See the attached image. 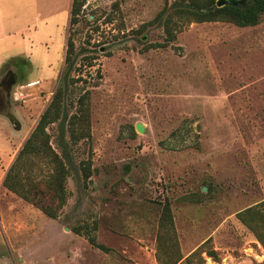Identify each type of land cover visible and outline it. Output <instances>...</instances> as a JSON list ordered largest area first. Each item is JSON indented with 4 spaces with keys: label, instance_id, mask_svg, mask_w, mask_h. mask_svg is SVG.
I'll return each instance as SVG.
<instances>
[{
    "label": "rangeland",
    "instance_id": "374dc122",
    "mask_svg": "<svg viewBox=\"0 0 264 264\" xmlns=\"http://www.w3.org/2000/svg\"><path fill=\"white\" fill-rule=\"evenodd\" d=\"M82 1L64 111L88 107L91 137L72 142L64 121L47 129L69 170L57 220L3 183L66 50L46 77L25 59L1 70L0 84L17 83L0 106V264H264V216L246 215L254 230L238 217L264 205V20L198 22L173 8L212 0ZM26 169L39 181L53 165Z\"/></svg>",
    "mask_w": 264,
    "mask_h": 264
},
{
    "label": "trees",
    "instance_id": "16d2710c",
    "mask_svg": "<svg viewBox=\"0 0 264 264\" xmlns=\"http://www.w3.org/2000/svg\"><path fill=\"white\" fill-rule=\"evenodd\" d=\"M82 7V0H73L70 26L76 23V17ZM173 8L193 13L198 22L213 21L219 17H224L239 27H254L264 20V0H231L229 4L221 8L217 6V0H212L207 5H201L196 2L188 4L176 2ZM74 51L75 46L72 40L68 39L65 55L66 67L61 75L59 86L50 104L41 115L35 129L19 151L3 183L4 187L10 192L32 204L53 220L59 218L58 210L63 208L67 202L66 184L69 170L63 159L50 145V135L47 129L56 122L64 121L68 124L72 142H79L91 137L88 107L79 109V112L71 116L64 111L66 98L67 96L68 98L72 97L75 92L73 88L77 83L75 78L72 77L75 68ZM35 157L49 158L50 163L53 165L52 173L45 180L37 181L31 175L32 173L26 169V166ZM84 165L85 163L82 167ZM260 207H253L238 214L239 219L251 230H254V228L246 219V215L257 212L264 216V205ZM76 233L80 234V231L77 230ZM254 233L258 240L264 244V239H261L259 235L260 232L256 230ZM89 241L95 247L105 250V247L97 244L93 237H90Z\"/></svg>",
    "mask_w": 264,
    "mask_h": 264
},
{
    "label": "crops",
    "instance_id": "0c3cea01",
    "mask_svg": "<svg viewBox=\"0 0 264 264\" xmlns=\"http://www.w3.org/2000/svg\"><path fill=\"white\" fill-rule=\"evenodd\" d=\"M73 0H0V75L25 59L34 75L46 77L67 45ZM36 86L30 84L29 87Z\"/></svg>",
    "mask_w": 264,
    "mask_h": 264
},
{
    "label": "flooded vegetation",
    "instance_id": "af4514ba",
    "mask_svg": "<svg viewBox=\"0 0 264 264\" xmlns=\"http://www.w3.org/2000/svg\"><path fill=\"white\" fill-rule=\"evenodd\" d=\"M17 83V77L12 73H9L1 82L0 84V106L6 105L7 100L10 98V93L12 88ZM12 123L17 124L13 118L10 119ZM19 126V124H17ZM20 128V126H19Z\"/></svg>",
    "mask_w": 264,
    "mask_h": 264
},
{
    "label": "water",
    "instance_id": "95a60500",
    "mask_svg": "<svg viewBox=\"0 0 264 264\" xmlns=\"http://www.w3.org/2000/svg\"><path fill=\"white\" fill-rule=\"evenodd\" d=\"M230 1L231 0H218L217 1V6L219 7V8H221V7H224V6H226L227 4H229L230 3ZM144 40H146V39H144ZM136 130H137V132H139V133H144L145 132V128H144V126L142 125V124H137V126H136ZM207 190V188H204V191H206Z\"/></svg>",
    "mask_w": 264,
    "mask_h": 264
}]
</instances>
